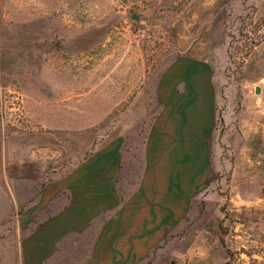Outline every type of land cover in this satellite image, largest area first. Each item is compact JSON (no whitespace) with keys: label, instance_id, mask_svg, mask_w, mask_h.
Segmentation results:
<instances>
[{"label":"rangeland","instance_id":"obj_1","mask_svg":"<svg viewBox=\"0 0 264 264\" xmlns=\"http://www.w3.org/2000/svg\"><path fill=\"white\" fill-rule=\"evenodd\" d=\"M155 119L179 201L114 264H264V0H0V264H36L42 187L125 132L134 179Z\"/></svg>","mask_w":264,"mask_h":264},{"label":"crops","instance_id":"obj_2","mask_svg":"<svg viewBox=\"0 0 264 264\" xmlns=\"http://www.w3.org/2000/svg\"><path fill=\"white\" fill-rule=\"evenodd\" d=\"M155 121L140 147L143 162L134 179L122 171L125 132L108 139L84 163L69 168L42 187L41 203L29 212L28 218L36 222L27 238V252L34 254L31 261L114 264L120 237L131 235L132 230H139L137 236H144L148 224L164 212V204H178L179 194L173 192L174 170L188 157L180 159V151L173 147L164 152L163 128H158L162 119ZM176 142V137H170L169 146ZM149 151L153 157L150 165ZM165 175L168 186L164 184ZM165 190L170 196L164 197Z\"/></svg>","mask_w":264,"mask_h":264},{"label":"water","instance_id":"obj_3","mask_svg":"<svg viewBox=\"0 0 264 264\" xmlns=\"http://www.w3.org/2000/svg\"><path fill=\"white\" fill-rule=\"evenodd\" d=\"M257 93L259 92V90L256 91Z\"/></svg>","mask_w":264,"mask_h":264}]
</instances>
